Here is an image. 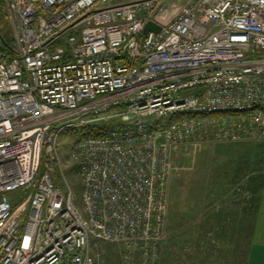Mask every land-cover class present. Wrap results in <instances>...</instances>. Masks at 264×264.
<instances>
[{"label":"built area","instance_id":"1","mask_svg":"<svg viewBox=\"0 0 264 264\" xmlns=\"http://www.w3.org/2000/svg\"><path fill=\"white\" fill-rule=\"evenodd\" d=\"M219 7L241 27L264 11V0H0V264H94L95 241L116 245L118 264L158 262L173 159L202 137L175 110L184 100L181 89L207 84L206 105L239 107L229 85L217 90V76L199 75L205 56L195 48L211 39L205 22L224 21ZM148 23L158 32L144 34ZM189 23L195 34L179 42ZM263 30L252 29L248 45L255 50L257 43L264 48ZM221 33L228 34L227 26ZM173 69L178 81L170 79ZM160 77L167 86H159ZM104 99L125 101L141 119L114 126L103 136L110 146L76 139L65 162L61 123L72 128L69 111L105 116L111 104ZM160 119H174L157 128L164 140L154 138ZM135 129L143 145L131 142ZM210 129L222 140L242 136ZM42 161L47 166L35 180ZM65 166L81 180V207L55 182ZM12 194L20 200L14 206Z\"/></svg>","mask_w":264,"mask_h":264},{"label":"rangeland","instance_id":"2","mask_svg":"<svg viewBox=\"0 0 264 264\" xmlns=\"http://www.w3.org/2000/svg\"><path fill=\"white\" fill-rule=\"evenodd\" d=\"M210 127L204 125L198 128L197 133H201L202 137L180 150L173 159V171L167 185L169 201L167 216L170 213L175 214L178 224L168 227L166 221L167 235L162 246V259L158 264H239L238 261L246 260V253L234 250L230 252L229 247H225V251L217 248L209 250L208 247H203L205 246L203 244L197 245V241L202 238L204 230L211 232L210 238L213 239L219 238L213 236L216 232L221 233L220 238L225 239V242L229 239L233 241L239 239L240 234L236 226H239L240 218L235 212L234 204L250 210L252 214H248L249 222L250 216L255 213V196L260 190V180L264 176V150L259 147V143H264V139H254L250 138L252 135H246L241 136L240 140L225 141L216 137ZM79 134L80 128L65 130L60 134L61 154L65 162L69 149ZM62 171L64 178L57 171L55 182L63 193H67L68 185L75 205L81 207L82 183L76 169L65 166ZM252 172L255 177L238 176L240 174L247 176ZM245 186L249 191L245 192ZM247 198L248 202L242 204ZM14 200L19 201L18 198ZM222 219L227 223L225 226L227 230L219 231L220 227H224L221 224ZM248 224L242 226H246V229L241 227L243 232L250 230ZM248 232L251 234L257 231ZM107 250L104 248L102 251L98 264L115 263L112 262L115 260L112 256L114 250ZM203 250L206 258L208 257L207 260L204 263L202 260L201 263L197 262L196 258Z\"/></svg>","mask_w":264,"mask_h":264},{"label":"bare ground","instance_id":"3","mask_svg":"<svg viewBox=\"0 0 264 264\" xmlns=\"http://www.w3.org/2000/svg\"><path fill=\"white\" fill-rule=\"evenodd\" d=\"M217 11L223 16L224 21L220 17H216L212 21L205 22L203 28L211 35V39H204L201 46L195 48L196 51L203 53L205 56V61L202 64V72H200L199 75L200 77L208 75L217 76L216 80H212V87H215L217 90L220 89L219 86L222 84L229 85L228 88L230 89L231 96L235 99V102L238 100L237 103L239 107H237L235 103L212 105L216 103L212 100L206 105L203 101V95L209 85L204 84L193 86L185 90L181 89L184 100L175 107V110L183 112L180 117L192 122L196 131L198 128L204 127V125H219L226 127L231 131L230 133L233 134L242 136L252 135L254 139L264 138V48L259 43L256 44V50L248 45L252 29L262 25L264 29V11L258 9L256 15L251 16L248 22L241 27H239V25L242 23L237 22L236 24L224 7H219ZM226 26L228 34L223 35L221 31L226 29ZM194 34L195 26L193 23H189L187 29L177 34V38L179 42H184V40H187L189 36L192 37ZM66 50L67 48L65 47L61 48L60 52L66 53ZM151 66L160 75L164 72L162 64H153ZM173 70L170 79L178 81L179 76L177 71L175 69ZM157 83L159 86H167L168 80L165 79V77H160ZM103 103L106 105L111 104L105 116H100L98 113L94 112H89L82 116H77L82 113H74V111H69L68 114L74 116L71 117L73 120L71 129L80 128V131H84L85 128H90L91 131L96 132H91V136L87 137L94 138L104 143L106 146H110L111 142L103 136L109 134L114 126L125 125L126 121L124 119L137 121L141 119V116L137 111L129 110L127 104L123 100L113 102L109 99H104ZM204 106L209 107L201 109ZM144 120L150 123L155 122V119L149 116H145ZM173 121L174 119L168 121L160 119L157 121L156 128L153 130L155 131L154 138L156 140H164V136H162L163 131L157 128H164ZM61 127H63V131L67 129L65 128L64 122L61 123ZM136 131L137 129L133 130L135 133L130 135L131 142L134 141L139 146L143 145L144 141L142 142L139 133ZM142 132L151 133L152 129L143 127ZM75 142L76 140L73 144ZM104 144L102 145L104 146ZM46 166L47 163L45 161L39 164L36 174L38 177H35V180L43 173ZM64 181L67 185L65 179ZM67 188L70 190L68 185ZM21 190L22 187L19 188V191ZM71 195L73 197L72 192ZM17 196L18 194L10 195L12 206L19 203L20 200L18 202L14 200V198H18ZM24 197H26V195H24ZM163 244L164 241L159 247V258ZM119 261L120 257L118 255V260L113 264H118ZM30 263L29 261L23 260V264ZM154 264H158V262L156 261Z\"/></svg>","mask_w":264,"mask_h":264},{"label":"trees","instance_id":"4","mask_svg":"<svg viewBox=\"0 0 264 264\" xmlns=\"http://www.w3.org/2000/svg\"><path fill=\"white\" fill-rule=\"evenodd\" d=\"M91 132L92 133H94V132H96V131H91L90 130V128H85V130L84 131H80V134L77 136V138L76 139H79V138H84V137H87V136H91ZM264 143H259V147L261 146V150H264L263 148V145ZM240 145H242V144H240ZM243 146V145H242ZM251 148V147H250ZM252 148L254 149L255 147L252 145ZM251 174V173H250ZM249 175V174H248ZM247 175V176H248ZM239 177H246V176H241V174L240 175H238ZM251 177V176H250ZM244 188H246V190H245V192L246 191H249V189L245 186ZM246 202H247V200L245 201V204H246ZM235 206V208L236 209H238L240 206H239V204H234ZM168 206H169V201H168ZM238 206V207H237ZM233 208V207H232ZM245 208H243L242 210H244ZM249 209H247V211H248ZM250 211V210H249ZM236 212V211H235ZM240 212V211H239ZM242 212V211H241ZM167 213H168V210H167ZM249 214V213H248ZM246 215V217L244 218V215H243V217H239V214H237L238 215V217L240 218V222H239V226H236V229H237V231H239V234L240 235H242V237H240V235H239V239L237 240V241H233V240H231V239H229L228 240V242H225V239H222V238H220L221 237V233H218V232H216L213 236H219V238H214L213 239V237L212 238H210L211 236H212V234H211V232H208V231H203L202 232V238L200 239V240H198L197 241V245L199 244H203V245H205V246H203V247H208V249L209 250H212V249H215V248H217V249H219V250H224V248L225 247H229V251L231 252L232 250H234L235 252H237V251H240L241 253H243V254H245L246 253V248L248 247L247 245H245V243H241V242H249V232L248 231H250V230H245V232H243V230H242V228H244V227H242L243 225H245V222L247 221L248 222V218H249V215ZM252 214V213H251ZM241 218H244V219H241ZM250 218H252L251 216H250ZM242 220H244V222L242 221ZM168 222V227H173V226H176L177 224H178V221H177V219H176V215L175 214H172V213H170V214H168V216H167V214H166V219H165V230H166V235H167V222ZM222 221V223L221 224H223L224 225V227H220V230L219 231H223V230H227V228L225 227V226H227L226 224V222L225 221H223V219L221 220ZM230 222V221H229ZM242 222V223H241ZM246 222V223H247ZM249 223V222H248ZM230 226H232L231 224H230ZM229 227V226H228ZM242 227V228H241ZM245 229V228H244ZM233 230V229H232ZM206 236H209L208 238H206ZM233 238V237H232ZM202 239H205V240H207V241H202ZM242 239V241H240ZM104 248H107L108 250L107 251H112V250H114L113 252H112V256L115 258V260L114 261H112V262H116V260H117V257H118V255H119V251H118V247L116 246V245H114V244H110V243H103V242H99V241H95V242H93V245H92V254L95 256V263L94 264H98V261H100V258H101V253H102V251H104ZM162 249H163V247H162ZM162 249H161V252H162ZM242 249V250H241ZM225 251V250H224ZM227 251V250H226ZM205 253V251L203 250V252H202V254L200 255H198L197 256V262H200L201 263V260H202V262L204 263V262H206V260H207V258H206V255L204 254ZM105 255V254H104ZM161 259H162V256H161V254H160V260H159V263L161 262ZM245 260V259H244ZM180 263H181V261H179ZM239 262V264H246V260L245 261H238ZM111 263V262H110ZM107 264V263H106Z\"/></svg>","mask_w":264,"mask_h":264},{"label":"crops","instance_id":"5","mask_svg":"<svg viewBox=\"0 0 264 264\" xmlns=\"http://www.w3.org/2000/svg\"><path fill=\"white\" fill-rule=\"evenodd\" d=\"M261 140L264 138H260ZM264 147V144L262 145ZM264 149V148H263ZM255 177L254 172L249 174L246 177ZM258 178V177H256ZM257 180V179H256ZM261 184V185H260ZM259 184V192L255 196L256 197V202H255V213L252 216V218L248 222H245V225L248 224V229L250 231H257L255 233H251L249 235V242H245V245L248 246L246 248V264H264V176L260 180ZM249 198V197H248ZM247 198V202H248ZM246 200L243 201L242 204L245 203ZM232 208V207H229ZM242 208L236 209V213L239 214V217H246V215L251 213L247 209L242 210ZM240 211V212H239ZM242 211V212H241ZM241 221V220H240ZM246 229L247 227L244 226Z\"/></svg>","mask_w":264,"mask_h":264},{"label":"water","instance_id":"6","mask_svg":"<svg viewBox=\"0 0 264 264\" xmlns=\"http://www.w3.org/2000/svg\"><path fill=\"white\" fill-rule=\"evenodd\" d=\"M158 30H159L158 26H156V25H154V24H152V23H148V24L145 26L143 33H144V34H147V33L150 32V31L158 32Z\"/></svg>","mask_w":264,"mask_h":264}]
</instances>
